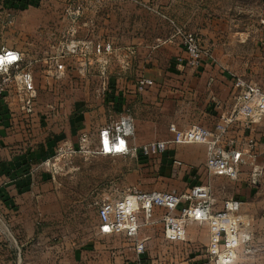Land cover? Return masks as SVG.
I'll list each match as a JSON object with an SVG mask.
<instances>
[{"label": "rangeland", "instance_id": "1", "mask_svg": "<svg viewBox=\"0 0 264 264\" xmlns=\"http://www.w3.org/2000/svg\"><path fill=\"white\" fill-rule=\"evenodd\" d=\"M170 20L198 35L217 69L264 86V0H89L86 6L82 0H0V50H19L21 69L31 73L34 83L31 111L23 108L16 72L5 85L2 104L8 109L7 119L15 135L13 149L20 145L26 153L37 154L40 171L47 172L56 193V215L44 226L50 236L40 240L38 263L61 264L73 249L96 237V204L105 193L126 187L180 193L199 183L210 185L216 208L225 199H238L251 218V239L239 246L232 264H264L263 157L253 164L244 163L238 178L230 180L208 175L202 163L193 162L171 178L162 168L163 155L139 159L96 153L99 129L115 118L113 89L119 77H128L115 73L121 69L128 73L134 66H154L153 59L158 66L168 67L173 47L181 45L180 35L174 33L175 37L169 38ZM134 34L142 44L109 47L110 41L115 44ZM88 37L94 42L84 41ZM102 37L105 53L92 46ZM144 57L147 60L139 63ZM197 145L180 147L185 153H196ZM254 164L260 170L252 184ZM138 215L140 236H150L146 262L214 264L205 253L206 223L188 224L186 241H171L164 238L161 222L151 223L162 211L156 210L147 222L143 214ZM2 222L0 217V254L12 264L18 244L11 237V242L6 241L10 230ZM122 241L111 236L102 239L106 263L115 260L107 251L118 249ZM22 243L25 250L31 245ZM24 258L27 263L32 259L28 253Z\"/></svg>", "mask_w": 264, "mask_h": 264}, {"label": "built area", "instance_id": "2", "mask_svg": "<svg viewBox=\"0 0 264 264\" xmlns=\"http://www.w3.org/2000/svg\"><path fill=\"white\" fill-rule=\"evenodd\" d=\"M170 22L174 25V33L180 35L185 52V56L176 58L179 64L199 69L204 58L214 61L210 50L202 45L196 33L182 29L171 20ZM96 50L101 51L99 45ZM8 54L14 59H10ZM0 56V74L3 75L0 80V100L7 81L16 72L14 79L22 91L23 108L31 111L34 83L31 73L21 69L22 53L16 49L4 48L0 50ZM231 80L235 102L230 111L220 114L213 126L192 124L186 128H178L171 123L168 127L171 134L169 139L152 140L138 145L134 142L133 117L125 112L99 129L96 153L151 158L163 155L171 145L204 144L207 150L204 167L208 175L237 179L241 166L247 162L253 164L258 155V143L251 132L254 125L264 119V86L234 74L231 75ZM152 84L151 78L142 76L137 81V89L142 91ZM259 170L260 167L254 164L250 173L252 184L256 182ZM96 205L98 231L102 234L122 235L132 241L138 264H150L141 259L145 243L144 238H139L142 225L139 221L140 213L147 222L156 210L162 211L160 221L163 236L171 241H186L188 224L206 223L209 237L205 253L214 264H232L238 255L239 246L251 239V218L242 211V202L229 198L222 201L220 208H216L211 187L207 184L198 183L180 193L141 191L136 187H126L122 191L103 194Z\"/></svg>", "mask_w": 264, "mask_h": 264}, {"label": "crops", "instance_id": "3", "mask_svg": "<svg viewBox=\"0 0 264 264\" xmlns=\"http://www.w3.org/2000/svg\"><path fill=\"white\" fill-rule=\"evenodd\" d=\"M82 1L86 6L89 0ZM170 26L172 34L169 38L171 39L175 35L173 25L170 24ZM84 41L93 43L94 39L88 37ZM105 42L106 40L102 37L96 40L92 46L99 45L105 53ZM142 43V39L134 34L129 35L128 38L123 36L115 41V44L110 41L109 47L112 49L129 48V46L134 47ZM173 48L175 53H172L173 57H171L172 60L168 67L158 66L157 61L153 57H149V60L153 59L154 66H134L131 71L128 70L130 73H127V70L124 72L123 69L115 73L116 75H128V77H119L118 83L113 89L111 100L114 116L117 117L128 112L133 117L135 125L134 142L138 145L152 140L169 139L171 134L168 127L171 123H174L178 128H186L192 124L211 127L219 119L222 112L230 111L232 108L231 75L217 69L215 60L212 61L208 58L203 59L199 69H192L187 65L179 64L176 58L185 56V52L179 43L178 47ZM142 60H147V58L144 57L138 62L141 63ZM111 61L115 62L116 58L112 57ZM144 64L147 65L148 63ZM142 76L151 78L153 84L139 91L137 81ZM2 100L4 97L0 100V217L6 227L5 229L10 230L5 234L6 241L11 242L13 240L18 244L13 251V256L16 257L13 263L40 264L37 261L42 249L38 245L42 238L50 234L45 231L44 226L50 224L56 215V193L49 179H47L49 176L47 172L40 171L42 169H40L41 164L39 158L36 157L37 154L26 153V149L20 145V149H13L15 135L11 130V122L7 119L8 109L2 104ZM254 130H256L254 136L258 140L256 151L258 155L255 159H258L264 154V119L254 125ZM96 138L98 142V134ZM183 145L188 144L171 145L162 156V168L166 175L171 178L172 175L175 177L181 170L188 168V165L202 163L204 166L205 164L207 150L204 144L197 145L196 153L183 152L180 147ZM137 158L142 159L143 156ZM221 204L217 205V208H220ZM156 218H153L151 223L161 222L160 217ZM95 234L96 237L84 243L81 248L73 249L68 255L69 257L60 261L61 264H138L132 241L122 235L102 234L98 229ZM105 236L124 241L119 245L120 248L118 246L116 250L108 249V257L112 253L115 260H110L107 263L105 262L106 247L101 242ZM139 238H144L145 252L141 254V259L145 261L144 258L148 254L147 241L150 236L141 237L139 233ZM25 241L31 243L26 250L21 248L22 242ZM27 253L29 257H32L29 263L24 258ZM121 258L124 261H121ZM146 263L151 264L156 263V261H147ZM0 264H11V262L9 258L0 254Z\"/></svg>", "mask_w": 264, "mask_h": 264}, {"label": "snow or ice", "instance_id": "4", "mask_svg": "<svg viewBox=\"0 0 264 264\" xmlns=\"http://www.w3.org/2000/svg\"><path fill=\"white\" fill-rule=\"evenodd\" d=\"M10 59H14V57H11V54H8ZM0 62H2V58H0Z\"/></svg>", "mask_w": 264, "mask_h": 264}, {"label": "bare ground", "instance_id": "5", "mask_svg": "<svg viewBox=\"0 0 264 264\" xmlns=\"http://www.w3.org/2000/svg\"><path fill=\"white\" fill-rule=\"evenodd\" d=\"M0 58H2V57L0 56Z\"/></svg>", "mask_w": 264, "mask_h": 264}]
</instances>
